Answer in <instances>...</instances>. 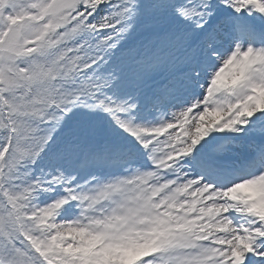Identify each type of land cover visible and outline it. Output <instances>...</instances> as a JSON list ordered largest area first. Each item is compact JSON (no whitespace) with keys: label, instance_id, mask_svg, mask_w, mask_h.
Here are the masks:
<instances>
[{"label":"snow or ice","instance_id":"obj_1","mask_svg":"<svg viewBox=\"0 0 264 264\" xmlns=\"http://www.w3.org/2000/svg\"><path fill=\"white\" fill-rule=\"evenodd\" d=\"M0 264H264V0H0Z\"/></svg>","mask_w":264,"mask_h":264}]
</instances>
